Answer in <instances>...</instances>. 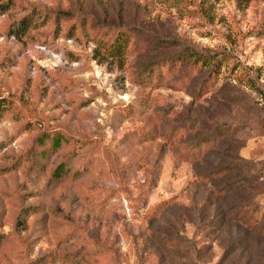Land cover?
Returning <instances> with one entry per match:
<instances>
[{"label":"rangeland","instance_id":"1","mask_svg":"<svg viewBox=\"0 0 264 264\" xmlns=\"http://www.w3.org/2000/svg\"><path fill=\"white\" fill-rule=\"evenodd\" d=\"M8 2L0 264H264V0Z\"/></svg>","mask_w":264,"mask_h":264},{"label":"trees","instance_id":"2","mask_svg":"<svg viewBox=\"0 0 264 264\" xmlns=\"http://www.w3.org/2000/svg\"><path fill=\"white\" fill-rule=\"evenodd\" d=\"M11 9V3H0V13L3 14L5 12H8ZM31 22L29 21L28 18H25L24 20L20 21L17 26L14 28V33L15 34H25L30 26ZM123 35H119L117 40H120V38H124L122 37ZM127 37V36H125ZM197 57H194V55L192 56V58L194 57V64L198 65L201 64V67L206 66L207 64L213 63L215 62V58L212 56H200V55H195ZM177 61H180L181 64L184 63L185 59L184 58H178ZM176 64L175 60H171L169 58H165L161 63H152V64H148L145 65L143 68H141L140 71V83H142L144 86H151L153 84H158L160 82V78L162 77L161 73H157L158 69L161 66H165V67H169V69L173 68ZM3 117V113L2 110L0 108V121ZM148 136L150 137L151 135L148 134ZM216 138H207V139H203L200 141L199 144H197L196 146L191 147V150H186L182 153L179 154V156H183L185 159H183L185 161L187 160H192L194 162H198L199 160L202 159V156L204 154V152H206V148H212L214 146V144L216 143ZM40 147L39 148H34V150L39 152V156H41L40 158H45L48 156V154L51 151L57 150V149H63L64 147V143L67 144V142H65L63 137H56L54 139H48V138H44L43 140H41L40 142ZM209 150V149H208ZM164 151L161 152V154L158 157V161L157 163H162L163 159H164ZM177 160L179 162H182L179 157L177 158ZM75 169L72 167L71 164V160H64L62 162V164L57 167L53 173V178L58 181V180H65L68 176L72 175L75 173ZM77 174V173H75ZM80 174V173H79ZM79 175H73V177H76ZM24 225V222L21 220H18L16 228L17 229H21ZM5 242L3 237H0V247L2 246V244Z\"/></svg>","mask_w":264,"mask_h":264}]
</instances>
